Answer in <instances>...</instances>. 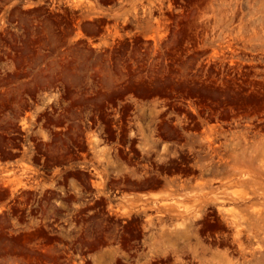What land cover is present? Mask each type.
I'll return each instance as SVG.
<instances>
[{
  "label": "bare ground",
  "instance_id": "6f19581e",
  "mask_svg": "<svg viewBox=\"0 0 264 264\" xmlns=\"http://www.w3.org/2000/svg\"><path fill=\"white\" fill-rule=\"evenodd\" d=\"M166 1L167 9L163 11ZM188 5L189 0H157L144 10L147 14L159 11L165 21L173 22L180 14L184 15ZM242 13L241 0H211L197 14L194 34L188 43L190 53H87L95 56L88 75L95 97H85L87 89L83 86L77 89L73 100L74 91L68 89L65 95L48 104L50 110L39 113L40 119L53 121L54 128L48 134L51 143L69 138L75 147L73 159L78 162L71 163L60 174L58 195L47 194V190L40 192L39 198L47 202L53 198L48 212L31 209L26 214L24 207L11 205L7 210H0L5 217L15 212L23 225L15 236L7 237L3 230L0 233L3 239L18 244L15 252L19 255L33 252L42 260H58L59 257L49 252L62 239L79 263L87 264L89 251L98 248L100 241L85 239L87 234L80 232L81 228L96 216L108 221L115 216L123 218L116 225L130 236L137 235L135 229L139 225L147 232L150 243L144 264L154 261L158 264H264V207H253L256 202L250 192L225 191L232 185L251 182L262 190L258 193L254 187V193L264 194V182H259L257 176L264 173V151L258 149L264 139V116L235 119L237 129L232 130L227 127L225 108L209 104L212 97L225 101L231 95L244 96L254 90L256 86L251 77L264 81V67L257 66L264 65V53L248 56V53H238L240 47L226 33L229 53L207 55L199 49L207 40L223 35L225 28L236 20L242 22ZM114 42L123 44L116 39ZM67 54L62 53L68 57ZM68 97L73 103L83 105L73 114L74 120L52 117ZM89 102L93 106L85 112ZM109 110L115 113L114 118L109 117ZM98 116L103 120L101 130L99 136L88 139L87 150L82 135L95 126ZM213 119L217 124L205 127ZM137 136L141 137L140 143L135 139ZM115 138L113 146L96 150L101 143L108 144ZM44 146L46 143L42 141L37 143L38 154L44 155ZM91 150L104 156L102 169L88 164ZM225 155L231 156L234 163L229 164ZM218 173H226L228 178L219 180L220 187H224L221 194L213 189L211 181L199 179ZM236 174L239 175L236 180L231 178ZM163 180L171 190L186 189L193 184V188L202 192L184 212L172 214L168 219L159 216L157 222L152 217L137 222L141 213H146L149 198L124 193L157 186ZM118 194L126 204L121 207L110 204V211L105 212V202L111 203ZM228 202L240 208L226 210L224 205ZM13 261L12 264H23L18 255ZM116 264L121 263L116 260Z\"/></svg>",
  "mask_w": 264,
  "mask_h": 264
},
{
  "label": "rangeland",
  "instance_id": "374dc122",
  "mask_svg": "<svg viewBox=\"0 0 264 264\" xmlns=\"http://www.w3.org/2000/svg\"><path fill=\"white\" fill-rule=\"evenodd\" d=\"M155 1L157 0H0V210H7L11 205L16 208L24 207L26 214L31 209L48 212L53 198L47 202L45 198H39L40 192L47 190V194L54 197L58 195L60 190L57 189V184L65 167L78 162L73 159L75 147L69 138L64 142L51 143L48 134L54 128L53 121L40 119L39 113L44 109L50 110L48 104L65 95L68 89L74 91L73 100L76 99L77 89L83 86L87 89L85 97H95L96 92L88 76L95 56H88L87 53H190L188 43L194 34L197 14L209 6L211 0H189L184 15L180 14L173 22L165 21L164 15L159 11L145 13L144 9ZM241 1L242 22L236 20L232 26L225 28L223 35L201 44V51L207 55L229 53L227 39L231 37L236 46L240 47L238 53H248L247 56L249 53H264V0ZM235 3L233 1L232 4ZM166 9L167 1L163 11ZM225 33L228 38H224ZM115 39L123 44H116ZM62 53H68V57ZM257 66L264 67L263 64ZM250 80L256 87L244 96L231 95L225 101H219L215 97L209 99V104L225 108L229 122L227 127L232 130L237 129L234 126L235 119L248 120L264 116V81L260 77H251ZM101 89L107 90L106 87ZM60 106L52 117L70 118L71 122L74 120L73 114L83 107L73 103L69 97ZM91 106L93 104L89 102V107L84 111H89ZM98 117L95 126L85 130L82 135L87 150L88 139L99 136L101 130L103 120L101 116ZM109 117H115L111 110ZM145 120L143 118L142 122L145 123ZM217 122L213 119L205 127H213ZM114 129V133H117ZM135 139H139L136 140L137 143L141 142L140 136ZM223 140L224 138L220 141ZM39 141L46 143L44 155L37 153ZM115 141L116 138L111 139L108 144L101 143L96 150L107 149ZM258 149L260 152L264 151V139ZM103 157L91 150L87 162L102 169ZM226 158L229 164L234 163L231 156ZM262 160L264 161V155ZM257 162L260 160L257 159ZM241 167L246 169L244 165ZM224 174L205 175L199 179L211 181L213 189L221 194L224 187H220L219 180L228 179ZM238 176L232 175L231 178L236 180ZM257 176L259 182L263 183L264 173ZM89 177L99 179L96 175ZM90 185L92 186L91 181ZM192 185L186 189L171 190L172 187L163 180L157 186L146 187L141 191H126L124 194L149 198L146 213H141L137 222H143L145 217H152L157 222L159 216H166L168 219L170 215L192 207L202 192ZM254 187L258 189V185L248 182L244 185H232L225 191L230 194L250 192L256 202L253 207L263 208L264 194H258L261 189L254 193ZM237 188L240 191L234 190ZM118 196L120 194L112 198L111 203L105 202V212L110 211V204L114 207L126 204ZM224 208L238 210L240 207L228 202ZM119 218L114 216L112 221H108L96 216L81 228L80 232L87 234L85 239L100 241L98 248L89 251L87 264H116V260L121 264H144V254L148 252L150 243L147 232L139 225L140 228L138 226L135 229L137 235L130 236L116 225L122 223L123 218ZM20 222L15 212L7 217L0 213V233L3 230L7 237L17 235L23 227ZM3 237L0 235V264H12L16 255L22 258L23 264H80L62 239L57 240L56 249L49 252V255L59 259L42 260L33 252L19 255V252H15L18 244ZM147 264L158 263L154 261Z\"/></svg>",
  "mask_w": 264,
  "mask_h": 264
}]
</instances>
